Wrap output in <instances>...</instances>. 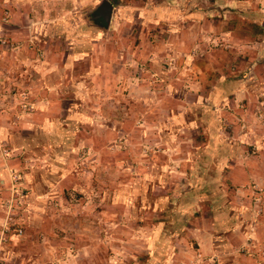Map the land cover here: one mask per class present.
Returning <instances> with one entry per match:
<instances>
[{
    "label": "rangeland",
    "instance_id": "1",
    "mask_svg": "<svg viewBox=\"0 0 264 264\" xmlns=\"http://www.w3.org/2000/svg\"><path fill=\"white\" fill-rule=\"evenodd\" d=\"M110 1L111 25L84 27L97 44L96 76L86 74L89 61H71L70 37L52 38L71 56L60 86L65 113L56 101L47 110L59 112L52 123L61 132H0V264H264L254 249L237 245L227 226L264 204V186H239L247 193L233 205L231 190L219 193L212 180L222 176L219 153H234L235 142L243 143L242 168L264 176V146H256L264 144V108L237 96L241 87L251 89L245 83L252 78L264 77L259 4L245 2L250 9L240 14L226 0ZM145 2H164L162 24L143 21ZM109 46L112 61L101 58ZM74 78H83L80 89L72 87ZM226 80L231 86L219 92L226 96L210 97ZM34 91L44 90L35 84ZM14 106L33 109L28 102ZM221 142L234 146L223 150ZM56 176L66 177L57 185ZM208 228L216 254L200 257L196 239L202 242ZM256 252L264 257V241Z\"/></svg>",
    "mask_w": 264,
    "mask_h": 264
},
{
    "label": "crops",
    "instance_id": "2",
    "mask_svg": "<svg viewBox=\"0 0 264 264\" xmlns=\"http://www.w3.org/2000/svg\"><path fill=\"white\" fill-rule=\"evenodd\" d=\"M102 1L103 0H0V39L11 41L9 47L6 43L0 45V99H3L1 102L5 103L1 106V112L3 113L0 116L6 119V121L0 124V132L5 134L9 131L28 132L36 128L43 129V131L48 134L61 132L59 129L61 125H54L52 123L54 120L52 119L57 116L59 112L62 114L65 111L61 105V103L66 100L64 91L60 89V86L63 85L66 80H64L66 76H64L62 70L66 65L65 63L72 56V62L81 60L89 61L90 71L86 74L91 77L96 76L97 73H95L96 70L93 67V63L97 65L100 59L95 49L97 44H94L93 41L90 40L91 30L89 28L84 29V27L86 25L91 27L103 26V22L100 18V14H105L102 10ZM105 1L111 6L108 13L110 14L108 23L106 24V27H109L112 23L114 5L110 0ZM216 1L222 4L225 0ZM226 1H234L236 6L241 9L240 14H247V12H245L247 9L245 8L250 9V7L242 6L245 2L250 0ZM145 3L146 4L142 7V14H144V16H142L144 19L143 21L147 24H158L159 22L162 24L164 19L162 15L164 14V2H161V6L156 7L149 6L147 2ZM255 3L259 4V8H256L254 11L264 17V0H255ZM1 14H8V17L3 19V15ZM192 14L195 13L186 11L185 15L194 18ZM2 20H4V22ZM66 22H69L70 27H64ZM159 31H161V29H159ZM62 33L70 37V39H68L70 44L74 43L73 46L70 47L71 56L68 55V52L67 54L62 51L60 52V50H57L52 45V38H59L60 35H63ZM107 33H109V31H107ZM172 34L176 36V33L172 31L169 34L171 38L173 36ZM171 41L173 42L172 39ZM177 46L179 47V45ZM167 48L171 50V52H175L172 50L174 49L173 44L167 45ZM108 49L107 56H101V58L107 57L106 59L112 61L114 60V55L111 57L110 54L113 52L114 47L109 46ZM186 66H188L190 70H194L195 64H189L188 62ZM190 78L191 79H186L188 86L189 84H194V77L192 76ZM35 84H39L44 91L36 93V91H34ZM72 84H74L72 85L74 89H80L84 84V80L83 78H74ZM245 84L251 88L247 90L249 94L247 95V91L244 87H241L237 91V96L246 97L251 104L253 101L258 102L259 106L252 105L253 109L254 107L260 110L261 107L264 108V77L252 78V80ZM245 84L243 85L245 86ZM215 85L218 86V88L215 89L217 93L213 91L210 97L220 100L226 96L224 93H219L223 92L221 91V86H231V82L226 80L224 82H218ZM230 89L231 88H229V90ZM82 93L83 92L80 91L79 95ZM148 93H144L143 96L141 94V98H148L150 96ZM197 99H199V97ZM203 99L205 100V98ZM17 101L28 102L33 105V109L21 111L14 106ZM51 101L59 102L58 106L60 110L57 114H51L47 111L51 106ZM238 135H240V133H238ZM246 135L245 133L243 136ZM239 138L241 139V137ZM234 144V153H230L227 157L226 152H220L216 159V165L221 169L222 176L212 177V180L219 186V193L225 192L227 188L231 190L230 198L233 199V202L230 201L228 203H233V205L235 201H241V196L247 193L245 192L247 190H243L239 186L244 184L249 185L250 183L252 185L251 187H255L254 184L264 186V176L259 175H263V172L260 173L262 171L261 169L258 171L257 168H242L241 144L243 143L239 142L237 145L235 142ZM225 146L232 147L234 145L221 142L220 148L224 150L226 149ZM256 146L258 149V147L264 146V144L260 141ZM201 147L209 148V142L206 144L202 143ZM263 152L260 154H263ZM236 171H239V174L241 173L240 176L233 175V172ZM64 177L66 176H56L51 182L58 185ZM53 183L51 184L53 185ZM224 204L222 205L224 206ZM209 205L211 204L209 203ZM248 216L247 221L240 222L239 224L236 222H229L230 224H227L228 230H231V232L238 237L237 245L239 247L243 246L254 249L255 256H252L264 261V257L261 253L256 252L259 250V247L261 248L264 241V204L261 206L253 204V210ZM212 221L217 225L213 218ZM217 222L223 224L225 220H219ZM210 225L212 226L211 221ZM196 241L195 245L197 248L195 250L200 257L215 256L216 251L214 242L210 236L209 228L208 233H206V238L204 237L202 242L197 239ZM253 262V264H259L258 260L254 259Z\"/></svg>",
    "mask_w": 264,
    "mask_h": 264
},
{
    "label": "water",
    "instance_id": "3",
    "mask_svg": "<svg viewBox=\"0 0 264 264\" xmlns=\"http://www.w3.org/2000/svg\"><path fill=\"white\" fill-rule=\"evenodd\" d=\"M110 5L108 4V2H106L105 0L102 1V10L105 12V14H100V18L102 20V25L106 26V24L108 23V17L110 14L109 13V9H110Z\"/></svg>",
    "mask_w": 264,
    "mask_h": 264
},
{
    "label": "built area",
    "instance_id": "4",
    "mask_svg": "<svg viewBox=\"0 0 264 264\" xmlns=\"http://www.w3.org/2000/svg\"><path fill=\"white\" fill-rule=\"evenodd\" d=\"M11 180L14 181V177H11ZM16 233H20V229H15Z\"/></svg>",
    "mask_w": 264,
    "mask_h": 264
}]
</instances>
